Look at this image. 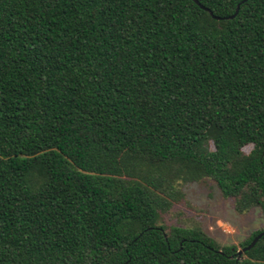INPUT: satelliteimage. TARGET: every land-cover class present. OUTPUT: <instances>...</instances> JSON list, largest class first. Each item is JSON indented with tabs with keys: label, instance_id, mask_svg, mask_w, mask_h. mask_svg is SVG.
Wrapping results in <instances>:
<instances>
[{
	"label": "trees",
	"instance_id": "trees-1",
	"mask_svg": "<svg viewBox=\"0 0 264 264\" xmlns=\"http://www.w3.org/2000/svg\"><path fill=\"white\" fill-rule=\"evenodd\" d=\"M198 1L0 0V264H264L168 220L264 219V0Z\"/></svg>",
	"mask_w": 264,
	"mask_h": 264
},
{
	"label": "rangeland",
	"instance_id": "rangeland-1",
	"mask_svg": "<svg viewBox=\"0 0 264 264\" xmlns=\"http://www.w3.org/2000/svg\"><path fill=\"white\" fill-rule=\"evenodd\" d=\"M186 203L179 204L168 217L174 223L179 210L195 217L204 231L224 246H240L251 234L264 228L262 211L256 208L248 214L235 211L234 202L224 197L218 186L209 178L183 185ZM190 204L191 207H188Z\"/></svg>",
	"mask_w": 264,
	"mask_h": 264
},
{
	"label": "water",
	"instance_id": "water-1",
	"mask_svg": "<svg viewBox=\"0 0 264 264\" xmlns=\"http://www.w3.org/2000/svg\"><path fill=\"white\" fill-rule=\"evenodd\" d=\"M193 1L196 2L198 5H200L201 8H203L204 10L209 12L211 15H213V12L210 9H208V8L204 7L203 5H201L198 0H193ZM239 10H240V5L237 8L236 14L234 16H231L229 19L234 18L239 13ZM214 18L217 19V20L228 19V18H222V17H218V16H214ZM263 236H264V232H262L259 235H257L247 247L243 248L241 251L238 252L239 256L241 257L244 253H246V252L250 251L251 249H253L257 245V243L262 239Z\"/></svg>",
	"mask_w": 264,
	"mask_h": 264
}]
</instances>
